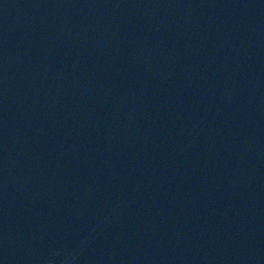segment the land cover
Segmentation results:
<instances>
[{
	"label": "water",
	"instance_id": "1",
	"mask_svg": "<svg viewBox=\"0 0 264 264\" xmlns=\"http://www.w3.org/2000/svg\"><path fill=\"white\" fill-rule=\"evenodd\" d=\"M0 264H264V0H0Z\"/></svg>",
	"mask_w": 264,
	"mask_h": 264
}]
</instances>
